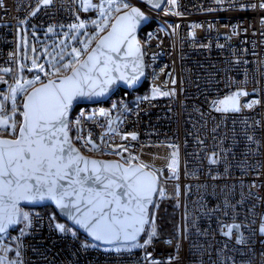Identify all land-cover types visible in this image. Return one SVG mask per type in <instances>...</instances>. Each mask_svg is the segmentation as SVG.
I'll return each mask as SVG.
<instances>
[{
	"label": "built area",
	"instance_id": "1",
	"mask_svg": "<svg viewBox=\"0 0 264 264\" xmlns=\"http://www.w3.org/2000/svg\"><path fill=\"white\" fill-rule=\"evenodd\" d=\"M121 2L126 9L138 4V0ZM260 2L166 0L160 9L144 6L150 18L140 36L147 91L141 95L138 90L119 89L107 101L76 107L69 117L70 140L83 155L125 166L137 164L154 175L153 203L168 200L178 205L176 234L155 237L129 251L108 250L78 231H61L50 215L32 212L27 231L19 230L18 223L0 233L2 264H264V234L258 231L264 226ZM103 3L91 0L92 8L86 10L79 0H53L50 5L0 0V68L10 70L0 75L5 82L0 108L7 116L22 119L26 112L27 95L15 99L13 94L19 75V27L94 28L102 21L110 25L118 13ZM71 70V66L39 70L38 85L58 81ZM148 91L158 94L147 96ZM228 96L239 97V112L217 111L219 101ZM248 136L256 143L248 142ZM213 153H219L215 165L208 162ZM213 208L218 210L201 217ZM189 215L197 217L204 235L190 229ZM221 221L242 222L239 235L247 243L237 245L223 237L217 230Z\"/></svg>",
	"mask_w": 264,
	"mask_h": 264
},
{
	"label": "snow or ice",
	"instance_id": "2",
	"mask_svg": "<svg viewBox=\"0 0 264 264\" xmlns=\"http://www.w3.org/2000/svg\"><path fill=\"white\" fill-rule=\"evenodd\" d=\"M38 3L43 5H50L53 0H37ZM175 3V0H172ZM89 6H91L89 4ZM257 5H252L256 7ZM258 7L264 9V0H261ZM132 12L139 16L141 13L133 8ZM264 19V18H262ZM73 27H76L73 25ZM83 27V25H80ZM103 44V41L101 42ZM111 51H118L112 48ZM76 55H79V50H76ZM63 59V57H61ZM94 57L89 56L88 61L81 65V68H89V62ZM100 62L97 60L96 64ZM42 69V66H40ZM65 68L68 65L64 66ZM95 67V64L92 65ZM79 69L74 73L75 76L79 75ZM102 71V74H105ZM66 86L59 89L56 95H47L34 98L29 97V103L25 105L27 111L23 114L19 126L10 124V118L7 116L3 108H0V203L5 200L11 202V207H16L18 200H28L35 198L30 195L35 187V192L39 194L42 190H46L49 195L60 190V199L58 203L62 208L68 210V214L73 211H80V199L85 201V205H91L88 210L97 213H103L102 218L108 217L109 213H117V207H109V205H119L122 197H127L138 206L140 218L137 223H145L143 213L145 211L144 205L150 202L151 193L156 189L153 187L154 181L150 179L135 176L122 175L118 176L121 166L116 165H102L96 161H87L80 156L77 150L71 146V141L67 134L68 123L66 120L65 112L68 103H70L73 95H84L85 92L82 88H77L75 85L74 77L70 76L63 82ZM88 83V79L84 80ZM23 87V85H21ZM47 85L44 90L46 91ZM170 93H163L169 95ZM240 93L239 95H244ZM0 99H3L0 97ZM235 97H229L227 100L219 101L221 107L217 111H239V105L232 103L227 106L229 101H234ZM251 107V105H247ZM15 133L14 139L2 138L4 133ZM135 139V136L132 137ZM250 143H256L252 136L246 138ZM91 141H89L90 143ZM75 153V154H74ZM176 153H173V160H175ZM208 162L211 165L219 163V153H213L208 157ZM83 165V166H81ZM138 171V170H136ZM176 169L173 167V177H175ZM135 176V179L133 177ZM216 179V177H212ZM118 180L124 181L118 183ZM29 181L32 183L30 184ZM66 181L65 184L58 182ZM87 185V187H85ZM252 187H257L253 183ZM116 189H119L117 195ZM222 191H226L223 189ZM75 196L76 200H69L64 203L65 197ZM251 195V193H250ZM259 199V197H258ZM125 203H128L126 201ZM200 208H204V202H199ZM229 208H234V205L228 204ZM105 209H108L106 212ZM218 209H211L207 213H201V217L205 214L211 215L212 212ZM195 211H199L196 209ZM227 214V213H226ZM27 219V216H24ZM197 217L189 215L188 224L191 230L204 235L196 224ZM120 224L116 215H112L111 224L109 227L115 232ZM242 222L226 223L221 221L218 225L223 237L228 238L230 241L234 240L237 245H244L247 241L239 235V229ZM61 231L64 229L57 225ZM139 230V229H138ZM4 228L0 227V232ZM258 231L264 234V226L260 227ZM155 236V232L152 233ZM97 239H102L101 235L96 236ZM119 238V237H117ZM125 239L135 240V233H131ZM151 242V237L145 241V244ZM264 242V240H262ZM143 246V245H142ZM225 248L228 244L225 243ZM2 264V262H0Z\"/></svg>",
	"mask_w": 264,
	"mask_h": 264
},
{
	"label": "water",
	"instance_id": "3",
	"mask_svg": "<svg viewBox=\"0 0 264 264\" xmlns=\"http://www.w3.org/2000/svg\"><path fill=\"white\" fill-rule=\"evenodd\" d=\"M165 2L166 0H138V4L128 10L120 12L113 20L110 28L99 37L91 51L70 75L61 77L58 81H50L36 86L27 95L24 105L30 102V96L38 98L41 96L58 94L59 89L66 86L63 83L66 78L72 76L74 77V81L77 82L75 86L77 88H82L85 94L73 95L70 103H68L65 116L69 125V117L76 107L107 101L109 98L113 97L119 89H139L144 84L146 74L145 60L139 36L150 21L149 16L144 11V6L160 9L164 6ZM133 8L137 9L141 15L136 16L132 12ZM102 41L103 44L101 43ZM112 48H116L118 51H111ZM89 56L94 57V59L89 62V68L82 69L81 65L88 61ZM97 60L100 62L99 64H96ZM93 64H95L94 68L92 67ZM77 69L80 70L79 75L75 76L74 73ZM101 70H103L106 75L102 74ZM86 78L88 79V83L85 84L84 80ZM4 85L5 84L0 85V89H2ZM46 85L48 86L46 91L37 92V90H44ZM25 110L27 111L26 107ZM66 131L70 139L68 127ZM71 146L87 161H96L102 165L118 164L121 166L118 176H132L133 172H135V176L154 181L153 187L155 189L157 188V181L154 175L137 164L125 166L118 161L88 157L83 155L72 142ZM135 176L133 179H135ZM123 182L122 180H118V183ZM29 183L31 184L32 182L29 181ZM60 183L67 186L66 181L58 182V184ZM85 187H87V185H85ZM116 192L117 195H119L120 190L116 189ZM155 192L151 193L150 202L144 205L145 211L143 213V219L145 221H147V214L152 200L154 199ZM30 195L35 198L18 200L15 208L10 206L11 202L8 200L0 203V219L6 221L0 224V227L4 228L3 232L13 227L19 221L21 207H43L47 205H52L63 219L69 221L90 239L104 245L133 242L143 235L146 228L147 222L137 223L140 218L138 206L127 197H122L119 205H109L110 208L117 207V213H109L108 217L102 218L103 213H97L95 211L90 212L88 209L91 208V205L86 206L83 199H80L79 202L80 211H73L72 214H68V210L62 208L58 203L60 199L59 188H57L54 198L53 195H49L46 190H42L37 194L35 192V187H33V192ZM69 200H76V197L74 195L65 197L64 203H68ZM126 201H128V203H125ZM105 211L107 212L108 209H105ZM112 215H116L120 221L115 232L109 227ZM131 233H135L136 239H125V237ZM97 235H101L103 238L97 239Z\"/></svg>",
	"mask_w": 264,
	"mask_h": 264
},
{
	"label": "rangeland",
	"instance_id": "4",
	"mask_svg": "<svg viewBox=\"0 0 264 264\" xmlns=\"http://www.w3.org/2000/svg\"><path fill=\"white\" fill-rule=\"evenodd\" d=\"M113 4H119L121 0H110ZM81 7H84L86 10H91V0H79ZM122 9H118L115 12L117 14ZM107 8H104V14L107 12ZM106 21L100 22V24L94 26V31L97 33L107 31L109 23L106 25ZM23 29V30H22ZM90 34L89 26H76L73 25H56L44 29H29L27 27H19V42H18V52H19V75L14 83L13 93L16 95L18 92L24 90L25 85L30 79L24 72L37 74L39 70L46 71L58 64L71 66V69H75L76 66L82 61L85 57V54L90 49V44L85 43L87 36ZM84 44V45H83ZM83 45V47H82ZM41 46V47H40ZM76 50H79V55H76ZM63 57V59H61ZM75 57V58H73ZM73 58V59H72ZM72 59V62L70 60ZM42 66V69L41 67ZM9 69L0 68L1 74H9ZM40 83V80L33 79L32 85L29 90L33 89ZM23 85V87H21ZM28 90V91H29ZM27 91V92H28ZM157 91L147 92V96H156ZM229 97H225L223 100H227ZM232 103L239 105V111L241 110L240 99L235 97L234 101H229L227 106H231ZM4 105V100L0 99V107ZM239 111H223V112H239ZM10 118V124H16L19 126L21 119L19 117H14L13 115H8ZM2 138L14 139L15 133L5 132ZM159 202L153 204V200L149 209L148 222L146 230L143 236L136 242L132 243H120L114 245H108L106 249L108 250H123L129 251L135 249L137 245L145 243L151 237V241L158 236H161L158 231L157 220H156V210ZM31 209H22L19 218V230H28V218ZM24 216H27V219H24ZM59 226H61L67 233L77 234L75 229H70L68 222L66 223L63 219L57 221ZM66 223L67 225L63 224ZM155 232V236L152 237V233ZM149 244V243H148ZM149 246V245H147Z\"/></svg>",
	"mask_w": 264,
	"mask_h": 264
},
{
	"label": "trees",
	"instance_id": "5",
	"mask_svg": "<svg viewBox=\"0 0 264 264\" xmlns=\"http://www.w3.org/2000/svg\"><path fill=\"white\" fill-rule=\"evenodd\" d=\"M104 6L109 5V8H111V11H116L118 9H122L123 4H113L110 2V0H104ZM107 25V23H106ZM102 32H95L94 28L92 26L90 27V34L87 36L85 43L90 44V48L96 43L97 39L101 35ZM83 44V45H84ZM82 45V47H83ZM75 58V57H73ZM72 58V59H73ZM72 59L70 62H72ZM63 64H58L55 67L56 70H60L64 67ZM28 76L30 75V79L28 83L25 85V88L23 91L18 92L15 95V99H18L20 96L24 95L31 87L33 79L37 80L40 76L34 75L33 73H28L27 71L24 72ZM147 84L144 83L139 89L138 93L142 94L147 90ZM152 207V206H151ZM22 209H31V212H41L48 214L52 216L56 221L62 220L56 209L52 205H47L43 207H27L23 206ZM30 212V213H31ZM156 220H157V226L158 231L161 236H174L176 234V230L178 228V221H179V211H178V205L176 201H168V200H159L158 207L156 210Z\"/></svg>",
	"mask_w": 264,
	"mask_h": 264
},
{
	"label": "flooded vegetation",
	"instance_id": "6",
	"mask_svg": "<svg viewBox=\"0 0 264 264\" xmlns=\"http://www.w3.org/2000/svg\"><path fill=\"white\" fill-rule=\"evenodd\" d=\"M3 84H5V82L3 80H1L0 85H3ZM0 94H2V89H0Z\"/></svg>",
	"mask_w": 264,
	"mask_h": 264
},
{
	"label": "bare ground",
	"instance_id": "7",
	"mask_svg": "<svg viewBox=\"0 0 264 264\" xmlns=\"http://www.w3.org/2000/svg\"><path fill=\"white\" fill-rule=\"evenodd\" d=\"M6 221L0 219V224L5 223ZM153 237V236H152Z\"/></svg>",
	"mask_w": 264,
	"mask_h": 264
}]
</instances>
